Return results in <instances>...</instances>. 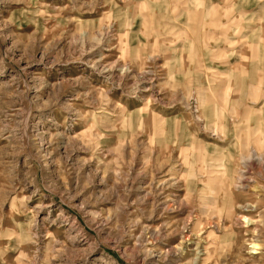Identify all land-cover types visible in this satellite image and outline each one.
<instances>
[{"label":"rangeland","instance_id":"rangeland-1","mask_svg":"<svg viewBox=\"0 0 264 264\" xmlns=\"http://www.w3.org/2000/svg\"><path fill=\"white\" fill-rule=\"evenodd\" d=\"M0 264H264V0H0Z\"/></svg>","mask_w":264,"mask_h":264},{"label":"bare ground","instance_id":"bare-ground-1","mask_svg":"<svg viewBox=\"0 0 264 264\" xmlns=\"http://www.w3.org/2000/svg\"><path fill=\"white\" fill-rule=\"evenodd\" d=\"M253 157V156H252ZM252 157H249L250 159L252 158ZM245 158V157H244ZM247 158V157H246ZM244 162V161H243ZM245 164V163H244ZM244 173H245V170L243 171V170H241V175L239 176V180H243V178H244ZM252 243V245H251V248H253V249H257V247L259 246V244L256 242V241H253V242H251ZM173 253V252H172Z\"/></svg>","mask_w":264,"mask_h":264}]
</instances>
